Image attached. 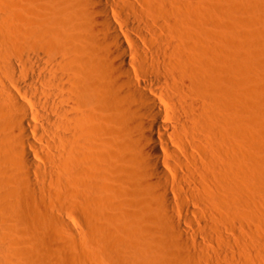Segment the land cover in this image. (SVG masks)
Returning <instances> with one entry per match:
<instances>
[{"label":"rangeland","instance_id":"obj_1","mask_svg":"<svg viewBox=\"0 0 264 264\" xmlns=\"http://www.w3.org/2000/svg\"><path fill=\"white\" fill-rule=\"evenodd\" d=\"M176 1L164 0V3H158L157 6L160 9L158 11L156 9V11L158 13L162 11L160 15L157 14L158 17L161 16V18L159 17L161 21L164 18V22H162H166L165 27L169 28L168 32L171 29L175 30L174 33H172L173 31L169 33L176 36L177 42L185 40L192 44L193 48L199 47L197 48L199 49L198 53L195 52L198 58L201 57L198 64L201 65L198 70L200 73L203 72L201 75H205L203 78H207L206 81H209L210 88L211 85L214 88L221 87L220 90L224 93L222 91H220L221 94L218 93L219 88H215L217 90L211 88L209 93L212 92V95L208 93L206 95L208 98L198 97L201 99L199 102L206 101V104H201L204 107L208 105L206 110L210 108L209 114H213H210L212 116L211 124H213L210 125L211 120L208 124L214 129V132L210 128L207 129V133H202L206 130H200L198 133L203 136L202 144L205 146L202 145V148L205 150L209 147L208 151L212 149V158L208 164L206 162L210 160H205L204 165H198V168L201 167L202 170H200L201 168L197 170L201 173L203 171L200 174L205 177L204 167H207L210 169L212 177L209 179L205 177L206 180L200 174V176L197 175L198 177L196 176L195 179L199 180L198 184L201 182L199 187L196 186L198 185L197 181L194 178L191 179L192 183H195L192 186L195 190L191 189L193 192L190 191L185 199L191 206V212L187 211L185 207L178 208L175 205L174 213L164 214L156 206L148 207V204L151 203L150 199L143 190L141 192V189L136 186L138 184L134 176L126 173H122V177L119 176L121 178L117 180L111 179L113 182L109 180L111 183L107 182L111 185L109 187L108 184L106 185L108 189L115 190L114 197L101 194V197L98 196L94 200L98 204L92 200L93 206L86 209V194L89 197L92 195L88 194L86 173L82 172L86 168L84 165V163L86 164V144L85 150L82 152V147L76 143L75 145L74 139L71 141L72 144L60 140L66 130L64 129L62 132V127L60 130L58 126L57 128L55 125L53 127L50 122L42 119L40 114L56 111L46 107L44 102H40V99H37L32 93L24 94V88L26 91L33 92V87L28 82L26 77L28 75L25 73L29 64L22 59L27 52H32L31 54L27 53V56H33L35 51L47 54L49 47L54 48L56 56L62 57L61 55L64 53L60 46L63 43L59 37L63 29L69 27L71 31H74L78 26L80 29L83 26L86 27V22L82 23L86 17L80 15L73 19L68 14V6L60 5L58 0H0V30L3 28L0 40L2 41L4 38L2 43L5 45L0 47L2 50L0 59L3 61L0 60V116L8 120L20 117L28 121L29 124L31 123L30 127L34 125L35 129L32 128L35 131L38 129L35 132L26 126L38 146L36 152H31L36 162V168L35 166L31 168L33 166L25 162V153L22 147L17 157L15 156L17 152L14 155L13 150L9 149L11 152L9 150L7 152V149H0L2 151L0 156L6 151L8 156H4L5 153L2 156L9 158L13 152V158L16 157L12 160L10 157V161H8L10 163L7 164L12 171L11 174L2 171L1 168L0 172L3 174V179L17 188L15 199L20 204L19 222L24 230L21 249L23 256L29 259V264H119L120 249L128 246L132 241L128 234L133 240L151 245L155 249V258L152 264H165L166 258L174 250L173 246H169L171 243L169 240L172 241V245L181 244L184 246V251L187 249L182 244L184 239L182 238V240L174 234V218L184 222V228L187 229V236H190V240L194 237L201 242V244L196 243L193 246L192 244L195 243H192L190 248L193 251L187 249L191 257H188L189 255L185 251L182 254L183 262L177 264H264V0H178V3ZM165 2H170L172 5L179 4L180 6L177 7L180 8V13L178 10L173 12L171 4L168 5L170 9L166 7ZM162 9H165L166 12ZM110 10L112 12V9ZM122 12L121 16H114L117 23H121V28L123 27L121 29L120 23L118 24L119 29L122 30H120L121 33L124 31L122 34L129 36L132 32L131 36L139 38L135 31L136 26L134 25L138 23L134 16L130 15L131 18L125 12L122 15ZM121 17L130 19L132 22V27L126 28L129 30L127 34L123 24L125 19ZM179 32L183 33L179 35ZM188 32L192 34L191 37L186 35ZM176 33L178 35H175ZM195 33L199 34H196L194 38ZM180 36L184 37L181 39ZM201 38L209 40L202 41ZM217 41L222 42L219 44ZM225 41L229 44L227 45ZM83 42L80 41L81 44H84ZM214 42H217L220 47L218 45H216L219 47L217 49L213 47V45L215 46ZM2 43L1 45H3ZM80 43L79 45L82 46L80 50L82 57H80L86 58V46L83 47ZM208 44L213 45L207 47ZM206 49L211 52L207 53ZM186 52L192 54V50L186 49ZM4 58L7 60L6 62H4ZM10 62L18 66L21 73L23 72L12 79L13 81L8 75L11 68L5 65ZM240 77L244 79H242L243 83L239 79ZM16 81L21 85L19 86ZM238 83L241 85L239 86ZM242 84L244 85L242 86ZM222 86H225L224 89ZM37 87H40V91H43L44 94H50L46 90L48 88L46 85ZM8 91L16 97L11 98ZM213 97H219V99L215 98L214 100ZM212 98L217 103L220 100L228 101V105L225 104L226 109L221 106L223 102L218 104L222 109H225L223 112L227 111L226 114L230 112L229 116L225 112L222 115L220 106L217 107L218 105L214 104ZM14 99L19 100L18 103L21 106L20 104L15 106L17 101ZM13 101L14 103H12ZM83 101L72 109V112L78 115L79 121L78 119L76 122L72 121L75 127L72 125L71 129L67 131L72 132V135L78 133V136L86 141V120L80 119L85 115L82 112L86 113V96ZM208 103L212 104L213 108ZM7 106H10V111ZM21 109L24 113L20 111ZM230 116H233L234 119L232 117L230 120ZM1 118L0 121H2ZM58 131H61L59 132L60 135L62 133L61 136L57 133ZM50 133L54 137L57 135L55 138L58 141L51 138L53 135ZM1 134L0 136H3ZM8 134L10 136H7L5 132V135L11 137L15 142L16 135L14 134V136L10 132ZM45 134L51 135V137H47ZM204 136L211 138L216 143H211L209 138V141H206ZM48 138L53 140V143ZM62 141L65 142V145L61 143ZM56 142H60V144ZM67 143L70 145H66ZM197 152L201 154L202 158L200 150ZM197 152L194 155L201 159ZM74 153L81 159L85 156L82 163L77 162L79 166L76 161H81V159L77 160V156L74 159ZM72 154L74 155L72 156ZM4 157H0L2 162ZM2 162L0 160V163ZM82 166L83 169H81ZM243 166L245 168L241 169ZM201 177L202 179H200ZM202 184L206 185L203 189V197L202 189L197 192V187L200 189ZM205 187L207 188L205 189ZM204 190H208V192ZM87 191L88 193H86ZM198 196L200 197L198 198ZM111 203L113 207L109 205ZM223 214L225 215L223 216ZM105 226L111 227L109 232L113 233H106L108 227L105 228ZM72 240H75L80 246V255L71 253L66 247ZM204 243L206 244L204 245Z\"/></svg>","mask_w":264,"mask_h":264},{"label":"bare ground","instance_id":"obj_2","mask_svg":"<svg viewBox=\"0 0 264 264\" xmlns=\"http://www.w3.org/2000/svg\"><path fill=\"white\" fill-rule=\"evenodd\" d=\"M162 2L164 3V0H58L60 5L68 6V14L69 16H72L73 19H75V16H85V19L88 21L84 20L82 23L84 24L86 22V27L88 26V29L85 26L81 29L78 26L74 31H71L69 27L63 29L62 34L59 37L60 41L63 43V45L60 46V49H62L64 53H61L63 54L61 55L62 57L59 55V57L56 56V52L52 47L48 48L47 54L40 51H35V53L33 51L35 53L33 56H27V53L30 52H24L26 56L22 55L24 62L26 61L29 64L25 73L28 75L26 76L28 82H30L32 85L31 87H33V92L26 91L24 88V94L32 93L37 99H40V102H44L43 104H45L46 107L56 111L50 113L46 112L47 114H40V116L42 119L44 118L50 122L51 126L53 125L54 127L55 125L56 128L58 126L60 130L63 128L62 132L64 129L66 130V132H63V135L61 133L62 136L59 134L61 131L57 132L61 136L60 140L71 143L74 139V144L76 143L81 146V149L83 150L82 152H84L86 144V157H82V159L84 157L86 158V164L84 163L85 159L83 160L86 168L82 171L86 174H82H85L86 176V188L89 191V193L88 191L86 193L93 195V197L92 195L89 197L86 194L87 210L93 206L92 202L101 194L103 196L108 194L109 196L114 197L115 190L108 189L111 185L107 182L111 179H113V181L117 180L122 177V173H126L134 176L137 180L136 183L138 184L136 186L141 189V192L143 190L144 194L150 199L151 203L148 204V207L156 206L160 208L164 214H170L174 213L176 205L178 208L185 207L187 211L191 212V206L185 200L191 189H194L192 186L195 183L193 182V184V180L191 181V179H195L197 175L200 176L203 173V171L201 173V171L197 170L201 168H198V165H204L205 160L207 161L212 158V149L209 150V152V147L205 150L202 148V145H204L202 144L203 136L198 134L200 133V130H206V132H201L207 133V129L212 128V116H210L212 113L209 114V107H207L209 109L206 110V106L208 105L205 107L202 105L206 104V101L204 100V103L199 102L201 99H198V97L208 98L206 95H208L210 89L214 87L211 85L210 88L209 81L207 82V78L204 79L205 75H201L203 72L200 73V70H198L201 65H198L201 57L198 58L195 52L199 51V49H197L199 47L193 48L194 46L185 40L177 42L175 40L176 36L174 37V34L169 33L173 30L171 29V31L168 32L169 28L166 29V22L163 23L164 18L162 22L160 20L161 16H159L160 18L158 17L157 14L160 15L162 11H160V13L157 12L158 9H160L157 4H161ZM176 2L178 3V0ZM166 4V7L169 8L168 5L171 3L167 2ZM177 6L179 7L180 5L171 4V9L173 12H177L178 10V13H180V8ZM161 7L163 8V6ZM110 9H112V12ZM120 10L129 16H134L138 23L134 26H136L135 31H137L139 38L131 36L132 32H130L129 36H125V34L123 35L122 33L124 31L121 33L123 27L121 28V23L119 22V27L121 28L119 29V23H117L114 17L115 15H120L122 12ZM121 18L123 19L124 17ZM123 24L125 25V29L132 27L130 19H125ZM176 25L178 26V24ZM127 29L126 34L129 33V30ZM2 30H0V37L2 35ZM174 31L172 33H174ZM180 33L182 34L183 32H179V35ZM189 33L190 32H188V34L186 33V35H190L191 37L192 34ZM196 34L199 33H195L194 38L196 37ZM175 35H178V33ZM184 36H180V38ZM197 37L200 36L197 35ZM3 39L4 38H2V41ZM205 40L208 41L209 39ZM2 41L0 40V45ZM80 41H84V44H81ZM217 42H214L215 46L212 44L213 47H216V45L220 47L219 44H221L222 41L220 43L218 42L219 44H217ZM79 43L83 45V47L86 46V58H81L80 50L82 46H80ZM198 43L200 44V42ZM225 43L227 44L226 41ZM2 44L3 45L0 47L5 46L4 43ZM212 45L208 44L207 47ZM201 46L204 45L201 44ZM221 46L223 47V44ZM219 47H216V49ZM186 49H189V51L192 50V54L191 52L190 54L187 53ZM207 49V53L211 52H208ZM1 51L2 50H0V53ZM3 60L4 62L7 61L5 58ZM5 65L10 66L9 68H11L10 74H8L11 80L15 79V77L21 73L20 68L12 64V62L9 64L5 63ZM239 79H241V77ZM242 79L241 82L244 80ZM18 84L19 86L21 85L20 82H18ZM38 85H46V87H48L46 90H48V93L50 94H44L43 91H40V87H37ZM240 85L241 84H239V86ZM243 85L244 84H242V86ZM224 87L222 86V89H224ZM220 88L218 93L222 91ZM10 91L12 92L11 89ZM10 91L7 93L11 98L16 97ZM211 93L209 94L212 95ZM85 96L86 113L82 112V114L84 113L85 115L80 119H83L84 121L86 120V141L84 138H80L78 133L72 135V132L69 133L67 131L71 129L73 125L72 121L76 122V119H78V115L72 112V109L75 105L78 104L79 106L80 103L84 102L83 100L85 99ZM209 98L211 99V97ZM217 98L219 99V97ZM217 98L216 100H218ZM222 99L223 98L221 97V100ZM221 100L220 102H223ZM18 102L19 100L15 106L20 104ZM215 102L216 101H214V104H217V107H219L220 104L218 103L220 102ZM227 102L228 101H224V104L222 103V108H225V104L228 105ZM12 103H14V101ZM209 105L211 107L212 104ZM221 106L219 108H221ZM8 107V110L10 111V106H7V108ZM222 108L220 110H222L221 113L223 115L225 112H223V110L226 108ZM20 111H22V109ZM215 111L213 112L215 113ZM228 114L226 115L229 116ZM232 117L229 119L232 120ZM13 118L14 119L11 120L1 118L0 134L2 132L4 133L1 134L3 136H0L3 137L0 138V149H7V152L9 149L11 151L13 150L14 153H12L15 155V152L18 154L22 147L25 153V158L23 157L24 160H26L25 162L29 163L30 166H33L31 168H34L36 162L34 157H32L31 152H36L38 146H36V143L27 130L31 123L29 124L28 121L20 117ZM235 121H238V119H235ZM83 124L85 125V123ZM239 124L241 125V123ZM26 126L28 127L26 128ZM33 126L34 125H32V127ZM32 127H30V129ZM73 127L75 126L73 125ZM33 128L32 130L35 129ZM37 130L34 131L37 132ZM34 131L32 132L35 133ZM5 132L7 133V136L9 135L8 132L13 135L15 134L16 141L14 142L10 137L12 140L11 143L9 140L10 138L5 135ZM38 132L40 133L41 131ZM52 132L54 133V131ZM212 132H214V129ZM221 134L223 133L221 132ZM51 135L46 136L51 137ZM55 137L53 135L51 138L58 141ZM204 138L206 137L204 136ZM208 138L209 137L206 138V141H209L210 139L211 143L215 142H213L211 138ZM48 140L51 139L48 138ZM52 141L53 140H51V142ZM63 141L61 143L65 145V142ZM58 144H60V142ZM68 144L69 143L66 145ZM213 146L215 145L213 144ZM192 150L193 152L195 150L196 152L200 150L202 158L201 154L197 152L198 156L200 155L201 158L198 159L197 155H194L196 152L192 154ZM6 151L3 153H5L4 156L6 155L7 157L8 154ZM12 153L9 155L11 160L19 156V154H16V157L13 158L14 155L12 156ZM2 154L0 156L1 158L4 157ZM74 154L75 156H73ZM74 154H72V156L76 159L75 157L77 155L76 153ZM6 157H4L5 159L3 162L2 159H0L2 162L0 163V168L6 173H12L10 167L7 165L10 163L8 162L10 161V157ZM78 159L81 158L77 156V160ZM82 159L81 161H76V164L77 162L82 163ZM208 162H211V160L206 163L208 164ZM77 165L79 166V164ZM240 165L242 166V164ZM242 168L245 167L243 166L241 169ZM81 169H83V166ZM196 170L199 173L197 174L196 172L195 175ZM200 170H202V168ZM204 171L206 178L209 179L212 177L210 169L204 167ZM201 176L203 177V175ZM202 177L200 179H202ZM205 177L203 178L206 179ZM199 184L196 186L199 187ZM204 186L206 185L202 184L200 189L197 187V192L202 189L201 195L203 194ZM206 188L207 187H205V189ZM205 192H208V190ZM4 194L10 196L6 197ZM16 194L17 188L3 179V174L0 172V264L30 263L28 262L29 259H26L22 254L21 245L24 230L19 222L20 204L19 201L15 199ZM210 196L212 197L211 194ZM111 197L108 198L111 199ZM199 197L200 196H198V198ZM94 202L98 204L97 201ZM112 203L109 205H112L113 207ZM224 215L225 214H223V216ZM186 221L187 218L185 219V222ZM108 226L111 225L108 224ZM184 226V222L174 218V234L178 238L184 239L182 244L185 245V249L187 247L190 251L192 250L190 248L192 243H195L192 244L193 246L196 245V243L199 245L201 242L198 238L194 237L190 240V236H187L188 232ZM107 227L105 226V228ZM111 227H108L109 229L107 228V231L105 230L106 233L111 230ZM111 232H109V234H111ZM128 235L132 241L128 246L120 249L121 258L119 259V264H152L155 258V249H153L151 245L133 240L131 235ZM169 241L171 242L169 246H173L174 250L171 251L168 258H166L165 264L182 263V254L185 253L187 249L184 251V246L181 244L172 245V241ZM205 244L206 243H204V245ZM66 247L73 254H81L80 246L75 240L68 243ZM187 253L189 255L188 251ZM194 255L192 256L194 257ZM188 257H191V255Z\"/></svg>","mask_w":264,"mask_h":264}]
</instances>
